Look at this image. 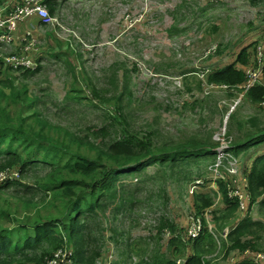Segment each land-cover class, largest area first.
I'll list each match as a JSON object with an SVG mask.
<instances>
[{"label":"rangeland","instance_id":"374dc122","mask_svg":"<svg viewBox=\"0 0 264 264\" xmlns=\"http://www.w3.org/2000/svg\"><path fill=\"white\" fill-rule=\"evenodd\" d=\"M7 2L0 0V6ZM57 3L54 12L57 21L53 26L42 27L38 31L40 36L35 38L43 53L38 70L26 81L21 73H12L19 76L16 83H26L31 95L41 97L42 107L37 106L50 123L70 131L107 126L110 136L120 131L121 123H126V128L137 135L151 132L158 144L182 142L190 137H207L217 142L222 134L232 136L240 144L261 131L251 128L248 120L251 116L259 127L262 121L264 128V104L252 103L242 88L228 91L217 87L218 92H208L206 88L209 70L232 63L244 47L250 62L248 66L236 65L237 68L247 71L263 64L264 2L59 0ZM172 27L177 30L168 31ZM201 71L205 73L202 78ZM70 87L80 90L78 95L82 98L64 96ZM93 90H99L100 97L110 98L108 103L96 100ZM107 113L115 118L111 120ZM262 155L264 142L242 148L236 156L241 174L247 177L255 161L256 166L263 162ZM210 159H202L201 176L193 174L191 181L170 176L154 165L147 167V177L138 184L141 190L135 194L140 202L125 215L109 221L100 218L106 229V242L96 264H138L149 259L157 248L166 257L174 258L167 239L160 236L158 240L156 227L160 218L173 220L177 228L185 231L194 213L193 195L203 192L214 199L211 208L206 209L210 211L209 220L212 208L219 211L224 207L223 199L217 198L221 191L208 180L211 174L207 165L213 161ZM32 183L30 180L29 185ZM240 184L241 181L235 182L232 187L236 189ZM4 199L14 201L0 192V204L6 206ZM248 208L244 202L236 217L264 221V207L255 203ZM10 210L13 215L16 207L12 205ZM24 215L27 212L20 208V217ZM12 222L3 219L0 226L14 227ZM108 228L116 230L114 238ZM175 235L183 238L180 232ZM192 249L189 245L183 253L191 254ZM219 252L212 257L213 263H238L236 259L228 261V254ZM185 257H177L178 263H183Z\"/></svg>","mask_w":264,"mask_h":264},{"label":"trees","instance_id":"16d2710c","mask_svg":"<svg viewBox=\"0 0 264 264\" xmlns=\"http://www.w3.org/2000/svg\"><path fill=\"white\" fill-rule=\"evenodd\" d=\"M250 1L254 4L264 2ZM45 2L53 16L57 1ZM9 10L7 8L6 12ZM175 30L176 27L168 29L170 32ZM249 62L244 47L232 63L209 70L207 82L240 88L247 80L242 67L248 66ZM34 72L21 73L23 81ZM18 78L10 70L0 68V173L10 174L11 170H16L19 174V178L7 176L0 182V192L14 199L13 202L4 199L6 206L0 204V220L13 221L11 226H14H0V264H43L45 257L57 248L72 250V264H95L102 257L106 242V229L100 218L109 221L125 215L140 202L135 194L141 190L138 184L147 177V167L154 165L170 176L191 181L193 174L201 176L202 159L214 160L216 156L218 144L207 137L158 144L151 132L137 135L126 128V123H121L120 131L113 136L108 134L107 126L88 127L86 131L64 129L47 120L37 106L42 107L41 97L31 95L26 83H16ZM111 83L117 90L116 81L112 79ZM69 90L64 95L68 99L82 98L78 95L80 90L72 87ZM92 94L101 104H107L110 99L100 97L99 90H93ZM245 94L252 103L264 104V67L260 81ZM107 116L111 120L115 118L109 113ZM254 119V116L248 118L251 125L261 131L248 140L236 144L232 136H228L233 140L229 151L235 156L252 143L264 142V128L254 123ZM262 156L263 162L256 166L255 161L247 173L250 206L258 203L264 207ZM134 179L136 183H133ZM30 180L33 181L31 185ZM217 186L223 194L224 207L219 211L212 208L211 216L221 231L234 221L238 202L227 197L223 181H218ZM193 200V214L203 223L200 234L193 240L187 239L184 237L186 230L177 228L173 220L161 217L156 227L158 240L166 231L170 232L167 244L173 247L175 257L168 258L157 248L149 259H142L138 264H178L177 257L182 255L186 256L182 264H215L212 257H207L214 253L217 243L207 231L203 217V212L213 204V196L203 192L194 194ZM12 205L16 207L13 215ZM20 208L27 215L20 217ZM31 209L33 211L28 213ZM108 229L114 238L116 230ZM175 232H180L183 238ZM189 245L192 252L185 255L183 252ZM156 246L160 247L157 243ZM221 248L227 257L246 248L264 252V221L244 217L226 241H221ZM237 256L241 255H234ZM237 264L253 262L243 259Z\"/></svg>","mask_w":264,"mask_h":264},{"label":"built area","instance_id":"2783aa9c","mask_svg":"<svg viewBox=\"0 0 264 264\" xmlns=\"http://www.w3.org/2000/svg\"><path fill=\"white\" fill-rule=\"evenodd\" d=\"M45 1L46 0H12L10 1L11 5L9 2L8 5L0 7V68L3 67L11 72L19 73L28 70L33 71L38 66L39 61L37 60V55L39 54V45L36 46L37 41L35 39L38 37L33 34L34 30L32 28L19 31L18 27L22 22L32 17H37L46 25L53 26L52 24L54 21H57V17L50 15ZM7 8H10L8 12H6ZM11 46H14L15 49L5 51V48ZM263 67L264 62L257 68L254 67L247 71L244 70L247 75V80L239 87L246 92L248 89L255 86L262 74ZM199 75L202 78L205 76V73L201 71ZM217 87H221L222 90L228 89V91L239 89L237 87L230 88L225 84L206 83L208 92H218L219 90ZM217 139L218 146L216 147L215 161L208 166V170L211 173L212 187H216V181L222 179L227 197L238 202L237 209L238 207H243V203L247 202L249 210L253 205L250 206L251 204L249 203L251 193L248 177L241 174L238 159L229 151L232 139L226 136V134L220 135ZM11 171L10 174L0 173V182L7 176L19 178L18 171ZM238 181H241V184L238 188L234 189L232 184ZM195 184L197 183L195 182ZM218 197H220L219 200L223 198L220 192L218 193L217 198ZM209 212V210H206L203 213V217L205 218L208 231L212 234L217 243L218 251L221 247V240L223 239L226 241L229 232L242 218H237L235 216L232 224L224 227L220 231L217 229L214 222L211 219L209 220ZM202 228L203 223L201 218L199 216H192L186 229L185 238L193 239L197 237L202 231ZM169 236L170 232L168 231L163 234L164 238H169ZM237 253L241 256L234 257ZM71 256L72 251L70 249L58 248L51 257L46 259L45 264H72ZM110 257L111 255L108 256V258ZM234 259L238 262L243 259H249L252 260L253 264H264V252L246 248L241 253L237 251L234 252L233 255L227 257L228 261H233Z\"/></svg>","mask_w":264,"mask_h":264},{"label":"crops","instance_id":"0c3cea01","mask_svg":"<svg viewBox=\"0 0 264 264\" xmlns=\"http://www.w3.org/2000/svg\"><path fill=\"white\" fill-rule=\"evenodd\" d=\"M56 1H59V0H56ZM42 27H44V25L42 24V21L40 19H38L37 17H32V18L27 19L24 22H22L19 25L18 30L19 31H24L26 28H32L34 30V33L36 35H39L40 36V32L38 33V31ZM14 49H15V47L14 46H11V47L5 48V51H9V50L11 51V50H14ZM13 73H16V72H13ZM259 124H260V127H262V121H260ZM250 126H251V128L254 127L253 125H250ZM254 128H256V127H254Z\"/></svg>","mask_w":264,"mask_h":264},{"label":"clouds","instance_id":"9594fccd","mask_svg":"<svg viewBox=\"0 0 264 264\" xmlns=\"http://www.w3.org/2000/svg\"><path fill=\"white\" fill-rule=\"evenodd\" d=\"M10 1H12V0H9L8 3H9ZM55 1H56V0H55ZM8 3H6V4L2 5V6L8 5ZM2 6H0V7H2ZM50 15H51V14H50ZM53 16H54V15H53ZM42 24L44 25V27L47 26L43 21H42ZM33 34L36 35L34 32H33ZM41 49H42V47L39 46V54L37 55V60L39 61V64H38V66H37L33 71L38 70L39 66L41 65V59H40V57L43 55V53H41ZM28 71H29V72H33V71H30V70H28ZM24 72H25V71H24ZM12 73H13V72H12ZM19 73H23V72H19ZM231 142H232V141H231ZM215 151H216V148H215ZM233 155H234V154H233ZM234 156H235V155H234ZM215 157H216V156H215ZM235 157H236V156H235ZM214 159H215V158H214ZM213 162H214V160H213L212 162H210V163L207 165V170H208V166L211 165V164H213ZM208 172L210 173L209 170H208ZM210 174H211V173H210ZM208 180L211 182V175H209ZM218 181H220V179L216 181V185H215V186H216L217 188H218V186H217V182H218ZM198 184H199V183H198ZM218 190H219V189H218ZM219 191H220V190H219ZM224 191H225V189H224ZM220 193H221V192H220ZM221 194H222V193H221ZM222 197H223V194H222ZM222 199H223V198H222ZM204 212H205V211H204ZM204 212H203V213H204ZM193 216H195V215L193 214ZM242 219H243V218H242ZM242 219H241V220H242ZM241 220H240V221H241ZM236 225H237V224H236ZM236 225H235V227H236ZM235 227H234V228H235ZM234 228H233V229H234ZM233 229H232V230H233ZM232 230H231V231H232ZM207 231H208V229H207ZM231 231H230V232H231ZM208 232H209V231H208ZM230 232H229V233H230ZM209 233H210V232H209ZM210 234H211V233H210ZM211 235H212V234H211ZM162 236H163V235H162ZM185 236H186V233H185L184 237H185ZM212 237H213V236H212ZM195 238H196V237H195ZM165 239H168V238H165ZM187 239H191V238H187ZM193 239H194V238H193ZM193 239H191V240H193ZM214 240H215V239H214ZM222 240H223V239H222ZM222 240H221V241H222ZM223 241H224V240H223ZM215 242H216V241H215ZM220 248H221V247H220ZM57 249H58V248H57ZM57 249H56V250H57ZM56 250H54V251L52 252L51 255L45 257V259H44V263H43V264H45L46 259L49 258V257H51V256L53 255V253H54ZM71 251H72V250H71ZM218 251H219V250H218ZM218 251H217V248H216V250L214 251V253H213L212 255H210L209 257H207V258L213 257V256L216 255L217 253L219 254ZM223 252H224V251H223ZM223 254H224V253H223ZM185 258H186V257H185ZM71 259H72V258H71ZM184 260H185V259H184ZM176 261H177V260H176ZM183 262H184V261H183ZM177 263H178V261H177ZM178 264H179V263H178ZM181 264H182V263H181Z\"/></svg>","mask_w":264,"mask_h":264}]
</instances>
